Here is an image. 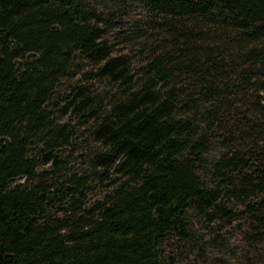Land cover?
<instances>
[{"label":"trees","instance_id":"16d2710c","mask_svg":"<svg viewBox=\"0 0 264 264\" xmlns=\"http://www.w3.org/2000/svg\"><path fill=\"white\" fill-rule=\"evenodd\" d=\"M81 63L117 87L59 113ZM229 226L264 244V0H0V264H178Z\"/></svg>","mask_w":264,"mask_h":264},{"label":"rangeland","instance_id":"374dc122","mask_svg":"<svg viewBox=\"0 0 264 264\" xmlns=\"http://www.w3.org/2000/svg\"><path fill=\"white\" fill-rule=\"evenodd\" d=\"M134 15L135 17L140 16L139 8H137L134 14H132V16ZM106 37L110 40V42L115 44L117 54L128 53L129 50L126 49V45L121 43L120 39H118L115 31L108 32ZM135 66H138L137 59L135 61ZM91 69L92 66H86L85 63H81L79 70L76 71L72 77L64 79L59 85L55 95V103H59V113H63V107L72 98L76 85H85L92 88L95 95H98L100 98L106 97L104 102H108V95L111 94L110 91L112 88L116 89L117 85L113 83L109 84V81L106 79H87V72ZM63 120H71L76 125L81 124L79 123L81 119L78 117L76 111H74V107L69 109L66 116L63 117ZM214 146H218V144ZM217 154V147H213L209 152V156L211 157ZM196 229L198 235L205 233V230L202 228V224L200 223L196 224ZM221 235V238H223L227 244H229V247L223 249L209 247V249H206V256H204L205 253L202 249H200V246L191 252L181 249L172 252L170 251L171 246H168L167 249L177 260L178 264H264V260H257L258 257L264 255V244L260 246L255 245V253L253 254L250 245L244 244L242 241L243 232H241L237 226H229L227 228L225 227L221 231ZM258 248L261 250L260 253L256 252V249ZM236 251H239L240 253L235 255Z\"/></svg>","mask_w":264,"mask_h":264}]
</instances>
